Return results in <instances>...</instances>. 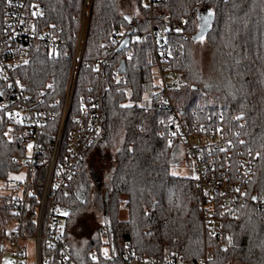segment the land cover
I'll use <instances>...</instances> for the list:
<instances>
[{"label":"trees","instance_id":"trees-1","mask_svg":"<svg viewBox=\"0 0 264 264\" xmlns=\"http://www.w3.org/2000/svg\"><path fill=\"white\" fill-rule=\"evenodd\" d=\"M36 1L42 4L39 28L54 33L58 53L50 56L46 50L34 48L31 60L16 71V76L28 84L32 94L49 88L46 100H58L51 107L40 104L41 109L53 113L40 136L47 152L55 135L82 14L87 19L83 56L60 145V163L67 159L72 117L80 114L82 102L99 99L98 133L83 151L68 184L53 196L65 212V242L72 255L86 263L90 252H100L103 247L114 252L121 240L141 256L159 257L174 250L188 262H196L203 251L198 190L189 177L172 173L176 163L174 142L161 135V121L169 113L158 104L153 48L146 36L148 13L142 0H91L88 8L85 0ZM4 2L0 0V31ZM122 2L127 3L130 14L123 13ZM205 12L210 21L203 37L196 40L204 39L213 53L215 74L209 81L195 72L186 48L187 43L196 42L192 36ZM155 19L170 51L168 66L182 78L181 86L171 93L174 105L187 114L202 111L226 119L234 115L242 118L245 125L239 137L244 144L236 142V148L259 156L261 172L254 188L262 186L264 0H162L155 9ZM172 23L179 29L174 30ZM115 30L129 35L127 47L118 50L122 42L111 41ZM101 60L100 68L93 70L94 63ZM120 61L124 62L123 69L118 68ZM146 91L148 103L141 106ZM8 129L0 110V189L7 176L18 171L14 157L23 154L18 141L7 137ZM94 155L102 161L107 159L113 167L103 222L82 236L75 229L91 204L90 162ZM109 170L107 166L102 172ZM32 207L34 201L25 215L29 234L34 231ZM122 207L127 210L126 220L119 219ZM14 218L7 198L0 195V250L6 227ZM224 231L227 235L222 238H207L211 264H264L263 210L253 205L238 209L224 220Z\"/></svg>","mask_w":264,"mask_h":264},{"label":"built area","instance_id":"built-area-1","mask_svg":"<svg viewBox=\"0 0 264 264\" xmlns=\"http://www.w3.org/2000/svg\"><path fill=\"white\" fill-rule=\"evenodd\" d=\"M162 0H142L147 10L146 36L153 48L155 87L160 108L168 111L161 121V135L174 142L176 163L189 169L197 187L202 237L222 238L224 220L248 205L264 211V184L254 188L261 169L259 156L245 152L240 130L245 122L237 115L226 119L221 114L180 111L173 103L171 93L182 84L181 75L168 66L170 51L161 30L157 28L155 9ZM42 4L36 0H5L0 31V110L5 114L9 129L7 137L18 141L23 154L14 157L18 171L10 173L0 189L7 198L15 218L9 223L1 245L11 247L7 264H29L23 240L34 242L35 256L31 264H211L212 253L203 248L196 262L176 251H165L159 257H145L136 253L128 242L118 240L114 252L103 247L100 252H90L89 262L80 263L65 242V212L54 199V194L65 187L74 175L82 153L99 130V99L82 102L79 112L72 117V129L67 136V159L60 163V145L64 126L71 108L76 77L83 56V31L81 29L70 70L65 84L58 123L50 151L40 143L42 127L53 113L41 109L40 104L53 106L57 99H48L49 88L32 94L29 86L16 76V71L28 64L34 48L46 50L48 55L58 53L57 38L48 29H40ZM174 30L179 26L172 23ZM53 28V26H51ZM125 35L114 31L111 41L119 44ZM103 61L94 63L98 70ZM200 113V114H198ZM35 214L34 231L25 228L26 212ZM8 224V225H9Z\"/></svg>","mask_w":264,"mask_h":264},{"label":"rangeland","instance_id":"rangeland-1","mask_svg":"<svg viewBox=\"0 0 264 264\" xmlns=\"http://www.w3.org/2000/svg\"><path fill=\"white\" fill-rule=\"evenodd\" d=\"M87 3L86 8L89 7L91 0H85ZM121 9L123 10V13H131V9L128 8L126 2L121 3ZM84 13V12H83ZM82 21H81V28L83 31V40L85 41V35H84V28L86 27V14H82ZM203 19L207 21L208 19V13H203ZM186 19H184V22ZM168 22V21H167ZM178 25V24H177ZM157 28L161 30V27L157 25ZM173 28V26H172ZM148 29V28H147ZM79 31V32H80ZM122 33V31H120ZM79 36V35H78ZM201 38V37H200ZM196 40V39H195ZM84 48V43H83ZM187 52L189 54L190 60L193 65V69L195 72H197L198 75H200L204 80H211L213 78V75L215 74L214 71V58L213 53L209 49L206 41L204 39H198L196 42L187 43ZM154 84H155V78H154ZM149 99V92L146 91L143 94L141 102H139V105H146L148 103ZM199 112V111H198ZM109 161L106 159L102 161L98 156L94 155L91 158L90 162V171H91V178L93 179V191L91 195V204L89 205V208L87 209V214L84 218L80 219V226L76 228V233L79 232L82 236H87L90 234V232L93 231V229L98 226V224H101L103 222L102 215L103 210L105 206V198L106 194L109 189V178H110V172L112 170V163L109 165ZM104 166V167H102ZM107 166L109 167V173L108 172H102L107 169ZM172 173L175 176L180 177H189V169L186 167H183L182 164L179 165V167H176ZM119 219L120 220H126L127 219V210L122 207L119 212ZM12 228V224L7 225L6 230H9ZM23 246L26 251V262L31 264L34 262V256H35V248H34V242L32 240H23ZM209 248L207 246V239L203 237V248ZM12 248L11 247H4V249L0 250V264H7L8 258L10 256ZM236 264V263H231Z\"/></svg>","mask_w":264,"mask_h":264},{"label":"water","instance_id":"water-1","mask_svg":"<svg viewBox=\"0 0 264 264\" xmlns=\"http://www.w3.org/2000/svg\"><path fill=\"white\" fill-rule=\"evenodd\" d=\"M209 21H210V17H208L207 21L204 19L201 21V24L199 25L198 31L196 32L195 35L192 36L193 40H195L198 37H203V35L205 34V31L207 29L206 27H207ZM129 40H130L129 35H127L125 37L124 41H122V44L119 45L118 50L127 47L129 44ZM118 68L119 69L124 68V62L123 61H120Z\"/></svg>","mask_w":264,"mask_h":264}]
</instances>
